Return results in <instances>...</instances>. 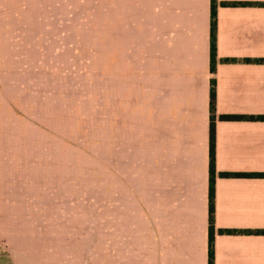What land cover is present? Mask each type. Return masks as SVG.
Segmentation results:
<instances>
[{
	"label": "crops",
	"instance_id": "crops-1",
	"mask_svg": "<svg viewBox=\"0 0 264 264\" xmlns=\"http://www.w3.org/2000/svg\"><path fill=\"white\" fill-rule=\"evenodd\" d=\"M101 2L99 264H209L213 81L214 264H264V0H217L214 71L211 0ZM58 200L0 185V264H77Z\"/></svg>",
	"mask_w": 264,
	"mask_h": 264
},
{
	"label": "rangeland",
	"instance_id": "rangeland-1",
	"mask_svg": "<svg viewBox=\"0 0 264 264\" xmlns=\"http://www.w3.org/2000/svg\"><path fill=\"white\" fill-rule=\"evenodd\" d=\"M110 3L106 15L101 0H0V185L59 199L61 220L74 221L77 264H99L101 150L116 131L101 110ZM142 47L145 62L146 32ZM126 137L135 157L139 142Z\"/></svg>",
	"mask_w": 264,
	"mask_h": 264
},
{
	"label": "trees",
	"instance_id": "trees-1",
	"mask_svg": "<svg viewBox=\"0 0 264 264\" xmlns=\"http://www.w3.org/2000/svg\"><path fill=\"white\" fill-rule=\"evenodd\" d=\"M216 13H217V0H211V49H210V60L211 69H215L217 61V43H216ZM210 112H211V149H210V175H211V194H210V209H209V235H210V246H209V264H214V249L213 240L215 235V224H214V181L216 175L215 165V115H216V89L215 81L212 83L211 95H210ZM222 175H229L222 173Z\"/></svg>",
	"mask_w": 264,
	"mask_h": 264
}]
</instances>
